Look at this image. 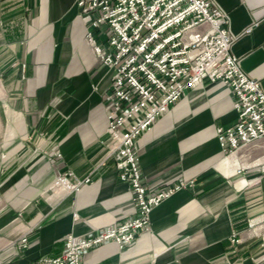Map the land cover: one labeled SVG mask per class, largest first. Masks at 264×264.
Segmentation results:
<instances>
[{
  "label": "crops",
  "instance_id": "crops-1",
  "mask_svg": "<svg viewBox=\"0 0 264 264\" xmlns=\"http://www.w3.org/2000/svg\"><path fill=\"white\" fill-rule=\"evenodd\" d=\"M216 4L230 52L264 92V0ZM84 35L74 0H0V264L57 257L67 235L134 216L105 135L110 72ZM234 101L203 80L135 141L149 191L184 186L131 245L87 249L81 264H264V137L229 155L216 140ZM58 177L89 182L66 193Z\"/></svg>",
  "mask_w": 264,
  "mask_h": 264
},
{
  "label": "built area",
  "instance_id": "built-area-1",
  "mask_svg": "<svg viewBox=\"0 0 264 264\" xmlns=\"http://www.w3.org/2000/svg\"><path fill=\"white\" fill-rule=\"evenodd\" d=\"M74 5L85 25V43L110 72L105 135L117 176L130 189L134 216L91 237L69 234L57 257L33 264H81L87 249L109 243L122 249L148 229L151 211L184 185L149 191L134 143L203 80L230 88L235 97L234 122L216 129L223 152L235 153L264 137V92L230 52L235 38L224 28L227 14L216 0H74ZM57 181L72 193L89 179Z\"/></svg>",
  "mask_w": 264,
  "mask_h": 264
},
{
  "label": "bare ground",
  "instance_id": "bare-ground-1",
  "mask_svg": "<svg viewBox=\"0 0 264 264\" xmlns=\"http://www.w3.org/2000/svg\"><path fill=\"white\" fill-rule=\"evenodd\" d=\"M232 166H233V165H232ZM230 167H231V166H230ZM226 168H227V164L225 165V170H226L227 173H232V172L234 171V170H232V169H231L230 171H228Z\"/></svg>",
  "mask_w": 264,
  "mask_h": 264
},
{
  "label": "rangeland",
  "instance_id": "rangeland-1",
  "mask_svg": "<svg viewBox=\"0 0 264 264\" xmlns=\"http://www.w3.org/2000/svg\"><path fill=\"white\" fill-rule=\"evenodd\" d=\"M108 90H109V87H108L107 91H105V93L103 94V100H104V95L108 92ZM55 182H58L57 179Z\"/></svg>",
  "mask_w": 264,
  "mask_h": 264
}]
</instances>
